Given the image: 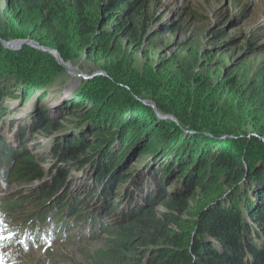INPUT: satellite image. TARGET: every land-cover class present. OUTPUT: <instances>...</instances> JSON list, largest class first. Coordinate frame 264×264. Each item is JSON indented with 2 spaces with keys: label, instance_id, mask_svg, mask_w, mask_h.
<instances>
[{
  "label": "trees",
  "instance_id": "16d2710c",
  "mask_svg": "<svg viewBox=\"0 0 264 264\" xmlns=\"http://www.w3.org/2000/svg\"><path fill=\"white\" fill-rule=\"evenodd\" d=\"M4 14L16 27V39L56 50L65 62L85 55L103 62L107 73L80 80L82 86L104 88L95 97L68 93L61 105L66 113L53 121L38 105L50 98L42 93L44 84L66 76L63 68L30 46L16 54L0 45V123L9 114L6 99L25 104L36 98L38 110L22 136L41 132L54 158L46 174L44 161H35L25 139L18 136L13 147L2 136L0 167L3 161L10 166L0 174V185H28L50 175L52 182L31 206L40 207L39 213L49 208L55 218L53 210L67 212L75 199L88 195L81 191L76 198L63 189L71 168L88 165L92 191L85 201L92 204V225L108 237L93 264H264V104L255 108L261 119L250 100L241 104L242 75H203L205 65L193 54L185 69L164 62L154 74L139 76L127 51L141 50L148 41L150 0H7ZM169 27L163 32L177 31ZM28 56L48 66L44 74L21 59ZM172 70L184 74L178 100L169 104L158 93L157 101L146 81L162 83ZM170 77L169 85H177L176 75ZM256 77H264L261 70ZM162 84L158 92L166 91ZM226 93L228 103L219 104ZM143 98L180 126L141 106ZM66 116L76 119L63 125ZM67 126L70 133L58 136ZM224 136L238 149L222 146ZM141 158L147 159L142 166L130 167ZM173 177L177 183L171 186ZM45 216L37 218L40 225Z\"/></svg>",
  "mask_w": 264,
  "mask_h": 264
},
{
  "label": "rangeland",
  "instance_id": "374dc122",
  "mask_svg": "<svg viewBox=\"0 0 264 264\" xmlns=\"http://www.w3.org/2000/svg\"><path fill=\"white\" fill-rule=\"evenodd\" d=\"M6 1L0 0V40H20L15 37L16 27L5 17ZM150 13L154 23H150L148 41L141 50L134 52L131 47L127 51L128 57L132 59L130 63L133 64V70L138 72L139 76L154 74L164 62L178 64L185 69L189 65L188 55L195 54L196 58L201 60V64L205 65L201 72L203 75L210 73L218 76L226 74L227 71L232 77L242 75L244 83L238 90V100L242 105H246V102L250 100L253 103L255 118L261 119V109L257 111L255 108L258 109L261 106L259 103L264 104V0H150ZM166 25L170 26L169 28L175 27L177 31L164 33L163 29ZM220 34L222 36L218 39ZM0 45L3 46L1 42ZM20 50L9 51L17 54ZM21 59H26L25 61L30 63L32 68L42 74L48 67L40 66L42 62L36 65L37 59H31L29 56ZM61 60L62 64L67 65L58 64L63 68L62 72L69 77L63 81L66 76L56 75L57 77L45 83L42 93H49L50 98L38 105L45 109L48 117L53 121L60 120L66 113L61 105L63 100L70 96L68 94L65 97L62 96V94L66 95L67 81L74 84L73 87L69 86L67 93L68 91L71 92L69 94H72V91L73 93L84 91L91 97H95L104 85L101 84L100 88L92 85L82 86L81 79H76L75 75H84L87 78L84 81H92L93 78H102L107 73L103 62L85 55H72V61ZM69 70H73L75 75H70ZM260 70L263 78L256 77ZM171 75H176L177 85H169ZM183 75L173 70L171 74H166L161 79L162 83L168 85L165 87L166 91H157V83L162 86L161 82L146 81V87L151 89L157 101H159L157 96L160 98L158 93L166 94L167 103L171 104L178 100L176 94ZM257 78L258 81L252 83ZM10 84L13 85V83ZM228 99L226 93L218 99V102L227 104ZM138 100H141V106L142 104L151 108L155 106L149 98ZM37 104L36 98L25 104L18 100L6 99L4 105L6 109H9V114L5 122L0 123L2 127L0 137H5L9 145L13 147L18 146V136H21L19 140L25 139L26 150L35 156V161L39 159L44 161L41 168L47 174L54 163V158L49 152V138H44L41 132L32 133L31 130L26 131L25 136H22L24 128H28L32 123V117L38 110ZM141 106L138 108L141 109ZM196 112L193 110L191 114L194 115ZM139 113L142 111L139 110ZM73 119L76 118L66 116L62 124L65 125V121ZM175 124L180 126L178 121ZM71 127L67 126L56 133H59L58 136H64L70 133ZM180 128L190 133L186 128ZM74 133L77 132L74 131ZM224 138L226 139L225 136L220 137L222 146H231L233 150L238 149L236 142H227ZM146 160V158H141L138 164H131L130 167H140ZM7 166H10L9 161ZM6 167L0 168V174ZM67 168L65 166L64 169ZM70 170L63 186L64 192L66 191L67 194L72 192V196L76 198L82 195L81 191L88 195L77 198L78 200L75 199L68 207V211L63 214L54 212L56 224L59 227L64 220H69V226L58 229L56 233H50V237L45 242H23L22 237H17V231L35 218L36 209L40 207L31 205L38 199L37 192H44L47 184L52 182L51 176H44L43 179L28 185L6 183L5 186L0 187V264H93L95 262L97 254L107 244L108 237L97 232L94 224L92 225V204L90 200L85 201L92 191V171L87 174L88 165H78ZM175 182L177 183L173 177L170 185L173 186ZM62 193L54 194L52 198ZM94 209H96L95 206Z\"/></svg>",
  "mask_w": 264,
  "mask_h": 264
},
{
  "label": "water",
  "instance_id": "95a60500",
  "mask_svg": "<svg viewBox=\"0 0 264 264\" xmlns=\"http://www.w3.org/2000/svg\"><path fill=\"white\" fill-rule=\"evenodd\" d=\"M0 42L2 43L3 47L7 50H13V51H18L20 50L23 46H30L34 49H37V50H40V51H43L45 53H48L49 55H51L52 57H54V59L56 60V62H58L59 64H62V58L60 57L59 53L56 51V50H53V49H50V48H47V47H42L40 46L38 43H36L35 41H32V40H29V39H20V40H13V41H1ZM64 66H66L67 64H62ZM70 75H75L73 73V70H69L68 71ZM79 74H76L75 76H78ZM96 76V74L94 75ZM89 78H93V77H89ZM156 115L158 116L159 119L161 120H166V119H169L175 123H177V120L174 118V117H171L169 115H160L156 109L155 106H153L152 108Z\"/></svg>",
  "mask_w": 264,
  "mask_h": 264
},
{
  "label": "bare ground",
  "instance_id": "6f19581e",
  "mask_svg": "<svg viewBox=\"0 0 264 264\" xmlns=\"http://www.w3.org/2000/svg\"><path fill=\"white\" fill-rule=\"evenodd\" d=\"M58 63V62H57ZM77 77V76H75ZM77 79V78H76ZM73 82L68 81L67 85H66V90L70 87H73L74 84H72ZM67 93V91H65ZM69 93H71L69 91ZM6 166V162L3 161L2 164V168ZM55 213H57L56 210H53ZM51 210L49 208H47L45 211H41V213L36 212V216L39 220H41V216L42 215H46V219L44 220V222L41 224L42 226H46V229H41L38 231V235L41 237L42 235L47 234V232H51V233H56L58 231V229H62L64 227L69 226V220H64L63 222L60 223V227L54 222L52 216L50 215ZM54 214V213H53ZM49 215V216H48Z\"/></svg>",
  "mask_w": 264,
  "mask_h": 264
}]
</instances>
